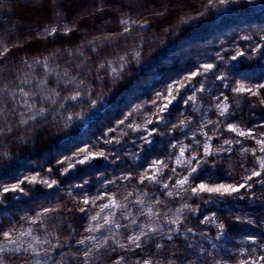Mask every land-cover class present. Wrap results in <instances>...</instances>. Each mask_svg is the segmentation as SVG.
<instances>
[{"label": "trees", "instance_id": "1", "mask_svg": "<svg viewBox=\"0 0 264 264\" xmlns=\"http://www.w3.org/2000/svg\"><path fill=\"white\" fill-rule=\"evenodd\" d=\"M89 8H93L90 13L86 12ZM125 18L137 23L147 19L146 30L131 26L132 30L124 33L125 25L120 21ZM52 27L60 31L50 36L45 29L50 31ZM65 28L75 31L65 35ZM261 37H264V0L251 3L226 0L223 4L220 0H211V4L209 0H0V51L9 48L0 57V129H3L0 178L31 177L39 172L43 178L59 181L51 189L42 182L26 184V193H9L6 199H0V231L11 229L15 235L31 228L33 236L49 241L37 246L48 249L53 257L48 264H83L81 249L92 247L95 241H86V245L77 242L86 236H95L103 242L111 232L107 225L100 231H85L96 225L97 221L91 217L100 211L98 205L108 203L107 197L96 200V205H84L82 200L85 196L95 199L106 193L128 204L140 223H152L138 213L153 206L160 213L153 220L165 230L163 234L150 233L152 239L143 238L141 248L134 251L121 249L114 240H109L105 247L93 248L88 264H116L117 260L120 264H138V261L143 264L144 260L150 264H241L264 255V184L256 182L260 178L249 181L253 185L251 189L241 190L243 200L208 193L197 197L191 191L192 186L200 183L209 187L217 183H243L255 162L253 150L257 156H264L256 144L257 139H264V105L260 103L264 89H260L259 96L233 91L241 84L255 91L258 84L264 83V39ZM137 51L139 63L132 60L114 82L111 73L114 67L119 69V58L130 57ZM238 52L243 56H237ZM233 56L237 59L232 60ZM206 63L213 64V70L197 75L188 87H183L190 73L202 70L201 66ZM220 75L228 79L217 80ZM226 83L230 85L227 88ZM169 85H173V95L179 86L182 98L161 114L157 106L170 98ZM21 88L31 93L30 98L20 95ZM77 90L81 94L79 101L64 99L75 95ZM193 90L196 100L185 105ZM157 92L159 97L155 95ZM220 93L228 97L227 121L219 125V130L214 125L201 129L203 122L221 119L216 107V97L223 100ZM101 95L106 101L104 108L82 121L81 114L90 110L89 102ZM25 99L35 103L34 111L43 107L44 114L28 120L30 114L23 107ZM154 99L156 105L152 103ZM137 106H140L138 110L120 125L123 131L109 133V138L120 143L101 142L99 147L91 149L109 152L107 160L99 158L90 168L77 165L67 175H61L67 163L57 164V160L72 156L87 142L116 127ZM181 120L186 121L187 127H172ZM129 123L133 127L139 125V130L132 131L127 127ZM227 123L239 130H252L255 138L229 132ZM153 128L156 132L149 137L151 143H145L140 138L148 135L144 129ZM202 132L212 136L208 141L212 155L203 157L207 163L194 174L190 185L185 186L187 191L168 197V190L177 191L171 188L175 179L188 174L177 163L178 142L185 146L192 144L195 149L186 152L184 160L198 154L203 156ZM226 139L233 143L224 144ZM194 140L201 143L196 145ZM236 140L240 143H235ZM174 144L178 146L172 148ZM157 160L167 164L157 175L162 183L169 184V189H164L162 183L138 182L141 175L156 171L149 166ZM255 165L259 167L258 162ZM49 167L53 169L50 174ZM173 168L180 176L170 180ZM125 176L130 179H124ZM15 182L11 179L0 187ZM125 196L127 201L123 199ZM137 199H143L144 204L129 203ZM155 200L162 203L156 205ZM204 200L210 202L205 204ZM184 203L198 210H184L180 225H168L164 214L168 219L174 218L176 209ZM81 207L88 210L80 212ZM45 208L55 211L46 213L37 224H31L30 220ZM113 211L117 212L116 219L121 224H128L120 215L127 209ZM213 213L216 223L200 222ZM106 214L107 210L101 216ZM236 217L253 223L237 222ZM220 222L225 225L222 234L217 227ZM168 227L179 228V234H173L171 240L167 239ZM188 228L193 232H187ZM133 229L135 226L128 230L113 228L117 232L115 241L127 244L126 237L133 234ZM249 237H255L256 242L252 243ZM30 239L20 237L18 244L27 247ZM157 243L162 245L160 249L156 248ZM56 244L63 247H51ZM0 259L3 264H35L38 258L9 250L0 253Z\"/></svg>", "mask_w": 264, "mask_h": 264}, {"label": "snow or ice", "instance_id": "2", "mask_svg": "<svg viewBox=\"0 0 264 264\" xmlns=\"http://www.w3.org/2000/svg\"><path fill=\"white\" fill-rule=\"evenodd\" d=\"M211 4V0H209ZM220 2L223 4L226 2V0H220ZM249 3L252 2V0H248ZM102 10V9H98ZM202 15V14H200ZM196 19V18H193ZM184 23H187L188 21H183ZM122 25H125L123 32L128 33L132 30L131 26L138 27L139 29H145L147 27L148 21L147 19H144L143 23H137L135 20H131L130 18H125L120 21ZM48 35H54L60 31L59 28L57 27H52L50 31L45 29ZM64 34L67 35L70 32L75 31L74 28H65ZM244 39H250V37H244ZM261 39H264V37H261ZM259 47V45L257 46ZM255 51V49H254ZM9 52L8 47H4L3 51H0V57L5 56V54ZM237 56H243L242 52H238ZM237 56H233L232 60H236ZM47 59V58H45ZM119 60L121 61L119 69L113 68L111 75L113 76L114 82L118 80L122 73L124 72L125 68L127 65L132 61L135 60L137 63L140 61V52L137 51L134 54H131L130 57L125 56V57H120ZM47 68V65H45ZM103 67V65L101 66ZM214 65L211 63H206L201 66V69H198L195 72L190 73V75L186 78V83L183 85V87H188L191 84V81L194 77L197 75H205L209 71L213 70ZM65 76H67V73H65ZM217 80L221 81H226L228 78L225 75H220L216 77ZM69 83H71V80H69ZM202 83V82H201ZM41 84H43V81H41ZM229 84H225V87H229ZM79 87V86H78ZM169 97L167 99V102L164 103L163 105L157 106V111L158 113H165L169 110L170 106L174 101H176L179 98H182L180 95L181 88L179 86L176 87V94H172V89L173 85H169ZM260 89H264V83H260L256 86V90L253 91L251 87H245L243 84L239 85L238 87H234L233 91L235 93H249L251 96H259L260 95ZM203 90V89H201ZM20 95L25 98H30L31 93L28 91H24L23 88L20 89ZM156 97L160 96V93L157 92ZM220 96H223V100L220 99V97H216V107L219 109V119L216 122H213L211 120H207L206 122H203L201 124V129L207 127L208 125H214V127L219 130V125L223 124L227 121V118L229 116V105L226 103L228 100L227 96H224L223 93H220ZM81 97V94L79 90L76 91L75 95H72L71 97H65L64 99L66 100H72V101H79ZM45 100L48 99L47 97L44 98ZM196 100L195 96V90H193V95L189 96L187 100L184 101L185 105H188L190 101L194 102ZM55 103V101H53ZM105 99L104 96L101 95L97 97L96 99H93L89 102V112L87 114H81V120L86 121L88 117L96 114L97 112L101 111L104 106H105ZM154 105H156V100L154 99L152 102ZM260 103L264 105V97H261ZM23 107L25 111H27L30 115L28 116V120L35 119L37 116H41L44 114L45 109L43 107L35 109V103H29L28 99H25L23 101ZM140 106H137V109H133L132 112L128 113L124 119L119 120L117 122L116 127L114 128H109L107 131H105L101 137L97 138L96 140L87 142L84 147H80L78 149V152L73 153L72 156H65L63 159L57 160V164H65L67 163V167L63 168L61 171V175H67L70 170L76 169L77 165L79 166H87V167H94L93 161L103 158L104 160L108 159L109 152H106L104 150L98 151V152H93L91 151L92 148H97L99 147L100 143L104 144H112V143H120L119 140H114L109 138V133L110 132H115L120 129V125H124L125 122L129 119V116L132 115L135 111L138 110ZM21 115H24V112H21ZM28 120H22V123L27 124ZM69 120H71V117H69ZM159 122V121H157ZM149 124L152 123L151 120L148 121ZM128 128H131L132 131H138L139 130V125L133 127V124L129 123L127 125ZM173 128H185L187 127V123L185 120H181L179 125L173 124ZM227 130L229 132H234L237 135L241 137H252L255 138V134L252 130L248 131H243L239 130L236 126H234L232 123H227ZM3 129H0V133H2ZM8 131H11L9 128ZM144 131L148 132L147 136H141L140 138L145 141V143H151L149 140V137L156 132V129L153 128L151 130L144 129ZM127 133H125L126 135ZM202 134L205 136V141L203 143V156H191L187 160H184L183 157L185 156V153L188 151H194L195 149L193 148L192 144H189L187 146L183 145L182 142H178L179 145V156L177 157V163L182 165L185 170L187 171V175H184L182 178H176L175 183L171 185L172 189H177V191L174 193L172 190H168L166 192V195L168 197H173L174 195L180 196L181 192L187 191V188L185 187L186 185H190L191 181L194 178V174H197L199 172V169L201 166L207 163V161L203 157H207L209 155H212L210 145L208 144V141L212 139V136L207 135V133ZM194 143L196 145H199L201 142L199 140H194ZM233 143L232 140H224V144L231 145ZM235 143L239 144L240 141L236 140ZM256 144L259 145L258 151L262 154H264V139H257ZM178 145L174 144L172 145V148H176ZM223 150V149H221ZM245 152L249 151V149H245ZM254 161L258 162L259 167L257 168L255 165V162L251 165L252 171L250 175H247L246 179L244 180L243 183H237V184H223V183H217L215 186L209 187L205 183H200L196 186L191 187V191L193 196L199 197L201 193H208L210 196H229L233 198H238L243 200L245 196L241 194V190H249L253 187L252 183H249V181H252L254 178H260L256 182L264 184V156H257L255 150L252 152ZM195 164L196 166H193ZM162 165V166H161ZM151 169H156V171H152L151 174H144L141 175L139 178V183L143 184L145 180L149 181L150 183L154 184H161V180L158 178L157 172L162 173L163 169L167 167V164L161 161H154L152 165L149 166ZM48 173H52L53 169L51 167L48 168ZM247 171V169H246ZM148 172V169L145 170V173ZM173 176H170L169 179H173L174 177H179L180 174L176 172V170L173 168L172 169ZM11 179H15V183H11V186H3L0 187V199H6L9 193L15 194V193H26L27 189L24 187L26 184L30 185H35L37 183H43L46 185L48 188H53L54 186H57L59 184V181L56 179H51L49 180L48 178H43L41 177V174L38 172L36 175H33L31 177L28 176H21V175H16L14 177L10 178H0V185H4L6 183H9ZM124 179H130L129 176H125ZM86 184L87 181H84ZM108 183H112V181H109ZM74 187L82 188L83 185H75ZM162 187L164 189H169L170 186L167 182L162 183ZM132 193L129 192L128 196H131ZM128 196H125L123 199L125 201L128 200ZM107 197L108 203L98 205L100 208V211L96 213V215H93L91 217L92 221H97L96 225L89 226L88 228L85 229L86 232L92 233L96 231H100L104 229L105 225L108 226V231L111 232V235L105 236L103 239V242H101L97 237L95 236H86L84 239L79 240L77 243L79 245H86V241H95L92 247H87L85 246L83 249H81L83 253V264H88L89 258L92 256L93 253V248H96L97 250L105 247L107 245L109 240H114L116 243V246L124 249L126 251L131 250L134 251L135 249H139L142 246V241L143 238L148 237L149 239H152V237L149 236V234H156V233H161L163 234L164 228L160 227L156 221L153 220V217L159 216L160 213L159 211H154L153 206H148L146 212L144 210L139 211L138 215L140 217L147 216L148 221H151L152 223L149 222H143L140 223L138 222L137 218L133 216L131 208L128 207V204L121 203L120 201L115 199L114 195H107L102 194L97 196L95 199H92L91 197L85 196L82 200V203L84 205L92 204L96 205V200H101ZM15 198V197H14ZM209 200H204V203L207 204L209 203ZM129 203H135L139 205H143L144 201L143 199H137L135 201L129 202ZM162 201L160 200H155V204L159 205L161 204ZM113 209H127V211H121L120 215L124 220L129 221L128 224H121L117 219V212L113 211ZM88 209L81 207L79 209L80 212H86ZM107 210V214L101 216V213H105ZM184 210H189V211H197V209H193L191 205L188 203H184L181 205V207L177 208L174 214V218L168 219L167 214H164V219L168 225H180L181 224V219L180 216L184 212ZM50 211H55V209H48L45 208L43 209L42 212H39L36 214L35 218H32L30 220V223L35 225L37 224L42 217L45 216L46 213ZM71 211V209H69ZM24 219V218H22ZM99 220H102L103 223H100ZM237 222H247V223H253V221L248 220V221H242L241 217H236ZM201 223L209 222V223H216L215 219V214L213 213L212 216H204L203 219L200 221ZM44 225L41 222L40 227L42 228ZM132 226H135V229H133V234L127 235V244L120 242V241H115V236L117 235V232L112 231L113 228L116 230H119L120 228H124L126 230L131 229ZM218 229L220 230V233L222 234L225 225L223 222L218 223L217 225ZM167 232L169 233L167 239L171 240L173 239V234H179V228H173V227H168ZM187 232L192 233L193 229L188 228ZM194 234V233H193ZM20 237H31L30 241L27 242V247H23V245L18 244V240ZM0 238H2L3 243H0V253H5L6 251H13L15 253H29L33 257L38 258L35 261V264H48V261L53 260V257L49 255L48 249L40 247L38 248L37 246H42L45 244H48V240H41L38 236H33V229L29 228L28 230L25 231H20L14 235L13 230H8V231H0ZM249 239L252 241V243L256 242L255 237H249ZM13 245L15 247L9 249L8 246ZM134 246V247H132ZM52 248H57V247H63L60 244L56 245H51ZM162 247L161 244L157 243L156 248L160 249ZM189 248H191V245H188ZM43 253V257H41V254ZM123 259V257H121ZM261 262H264V255L257 256L253 259H250L249 261H242L241 264H261ZM0 264H3V259H0ZM116 264H120V261L117 260ZM139 264V261H138ZM143 264H150L149 260H144Z\"/></svg>", "mask_w": 264, "mask_h": 264}, {"label": "rangeland", "instance_id": "3", "mask_svg": "<svg viewBox=\"0 0 264 264\" xmlns=\"http://www.w3.org/2000/svg\"><path fill=\"white\" fill-rule=\"evenodd\" d=\"M121 1H122V0H121ZM89 6H91V5H89ZM89 6H88V7H89ZM92 9H93V8H91V9L89 8L86 12L90 13Z\"/></svg>", "mask_w": 264, "mask_h": 264}]
</instances>
